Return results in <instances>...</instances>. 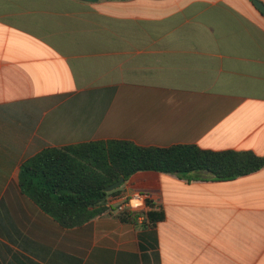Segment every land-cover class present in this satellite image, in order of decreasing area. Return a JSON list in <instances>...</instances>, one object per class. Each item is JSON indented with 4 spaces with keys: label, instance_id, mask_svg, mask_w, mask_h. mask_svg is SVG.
I'll list each match as a JSON object with an SVG mask.
<instances>
[{
    "label": "crops",
    "instance_id": "0c3cea01",
    "mask_svg": "<svg viewBox=\"0 0 264 264\" xmlns=\"http://www.w3.org/2000/svg\"><path fill=\"white\" fill-rule=\"evenodd\" d=\"M98 140L264 156V13L253 0H0V264H264V168L139 172L120 190L149 192L155 221L109 208L64 228L23 193L27 160Z\"/></svg>",
    "mask_w": 264,
    "mask_h": 264
},
{
    "label": "trees",
    "instance_id": "16d2710c",
    "mask_svg": "<svg viewBox=\"0 0 264 264\" xmlns=\"http://www.w3.org/2000/svg\"><path fill=\"white\" fill-rule=\"evenodd\" d=\"M264 168L254 152H215L196 145L143 147L125 140H98L47 148L21 167L20 187L64 228L84 225L105 213L106 188L139 172L188 180L232 181ZM155 221L156 213L149 212ZM136 221V215H130Z\"/></svg>",
    "mask_w": 264,
    "mask_h": 264
},
{
    "label": "built area",
    "instance_id": "2783aa9c",
    "mask_svg": "<svg viewBox=\"0 0 264 264\" xmlns=\"http://www.w3.org/2000/svg\"><path fill=\"white\" fill-rule=\"evenodd\" d=\"M150 197L151 194L149 192L119 189L109 195L107 205L117 214H137L141 221H149L150 204H152Z\"/></svg>",
    "mask_w": 264,
    "mask_h": 264
},
{
    "label": "water",
    "instance_id": "95a60500",
    "mask_svg": "<svg viewBox=\"0 0 264 264\" xmlns=\"http://www.w3.org/2000/svg\"><path fill=\"white\" fill-rule=\"evenodd\" d=\"M82 1H89V2H96L98 0H82ZM254 4L257 6V8L264 13V4L260 2L259 0H253ZM125 184V179L122 178L115 184L109 186L106 188V192L111 193L115 190L120 189Z\"/></svg>",
    "mask_w": 264,
    "mask_h": 264
},
{
    "label": "rangeland",
    "instance_id": "374dc122",
    "mask_svg": "<svg viewBox=\"0 0 264 264\" xmlns=\"http://www.w3.org/2000/svg\"><path fill=\"white\" fill-rule=\"evenodd\" d=\"M123 186H124V185H123ZM123 186H122V187H123Z\"/></svg>",
    "mask_w": 264,
    "mask_h": 264
}]
</instances>
